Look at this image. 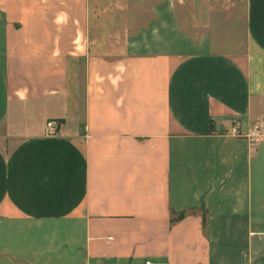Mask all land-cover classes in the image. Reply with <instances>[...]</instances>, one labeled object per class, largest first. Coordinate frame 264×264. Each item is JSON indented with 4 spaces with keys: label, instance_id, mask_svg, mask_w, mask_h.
Instances as JSON below:
<instances>
[{
    "label": "crops",
    "instance_id": "0c3cea01",
    "mask_svg": "<svg viewBox=\"0 0 264 264\" xmlns=\"http://www.w3.org/2000/svg\"><path fill=\"white\" fill-rule=\"evenodd\" d=\"M135 4L0 0V264H264V0Z\"/></svg>",
    "mask_w": 264,
    "mask_h": 264
},
{
    "label": "rangeland",
    "instance_id": "374dc122",
    "mask_svg": "<svg viewBox=\"0 0 264 264\" xmlns=\"http://www.w3.org/2000/svg\"><path fill=\"white\" fill-rule=\"evenodd\" d=\"M144 0H130V2L132 3H136L139 5V3H143ZM135 4V5H136ZM109 6H104L103 8V13L105 14H108L109 16H101L102 14H100L98 17H99V22L103 21V24H106V23H109L111 24V22L114 20V22H117L118 21V24H115L114 27L118 28V29H122L124 28V35H125V39L127 38V35L128 34H132L131 36L132 37H138L139 36V32H131L130 28H132V24H133V16L131 15L129 17V14H131L130 12H127L128 10H126L127 13L129 14H125V16H123L119 11L117 12V8H116V4H115V1L114 2H110V4H108ZM142 5V4H141ZM107 10V11H106ZM137 10V12L141 11V9L139 8H135V11ZM131 11L134 13L133 11V8H131ZM127 17H128V20H127ZM131 18V19H130ZM147 18V17H145ZM135 19V18H134ZM108 22H105L107 21ZM122 22H123V25H122ZM102 23V22H101ZM137 24H142L141 20L139 19V17L137 16ZM129 29V31H128ZM146 28H144L145 30ZM143 30V31H144ZM147 31V30H145ZM144 33H147V32H144ZM143 32L141 33V36L140 37H144V34ZM104 37H105V33L103 34ZM120 38V37H119ZM110 39H113V43H116V36H110ZM106 50V51H105ZM115 50H118V48L114 47V46H111L109 48H100V51L101 52H108V53H111L112 51H115ZM73 70L76 74V78H77V82H76V89L78 91V98H79V108H82V103H83V92H84V86H85V80H84V63H75L73 64ZM2 131V130H1ZM0 131V139H1V133ZM3 132V131H2ZM11 145H9L8 147H10Z\"/></svg>",
    "mask_w": 264,
    "mask_h": 264
},
{
    "label": "built area",
    "instance_id": "2783aa9c",
    "mask_svg": "<svg viewBox=\"0 0 264 264\" xmlns=\"http://www.w3.org/2000/svg\"><path fill=\"white\" fill-rule=\"evenodd\" d=\"M58 126H59V122L57 120L55 119L48 120L47 121L48 134L50 135L54 134ZM260 134H261V125L259 123H256L253 125L250 132L246 135L252 147H255Z\"/></svg>",
    "mask_w": 264,
    "mask_h": 264
},
{
    "label": "trees",
    "instance_id": "16d2710c",
    "mask_svg": "<svg viewBox=\"0 0 264 264\" xmlns=\"http://www.w3.org/2000/svg\"><path fill=\"white\" fill-rule=\"evenodd\" d=\"M57 120H59V122H60L61 119H57ZM181 214H182V216L184 215L183 213H181Z\"/></svg>",
    "mask_w": 264,
    "mask_h": 264
}]
</instances>
